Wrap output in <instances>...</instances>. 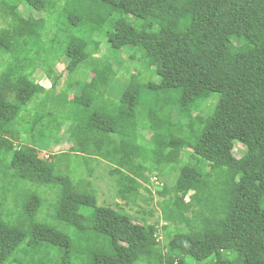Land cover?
<instances>
[{
	"label": "trees",
	"instance_id": "16d2710c",
	"mask_svg": "<svg viewBox=\"0 0 264 264\" xmlns=\"http://www.w3.org/2000/svg\"><path fill=\"white\" fill-rule=\"evenodd\" d=\"M19 2L44 16L52 38L45 43L16 7H3L10 21L0 27V61L8 58L0 73V264H264V0ZM113 13L135 23L110 22ZM109 22L112 31L103 34L109 48H138L158 78L148 86L138 74L130 78L114 109L100 102L116 73L95 58L96 37ZM90 58L93 77L79 83L77 69ZM61 59L78 94L67 88L55 94ZM36 65L51 85L33 118L22 122L37 98L28 74ZM210 101L196 119L193 112ZM172 102L175 122L156 123ZM142 114L151 141L137 134ZM62 134L67 153L43 158L28 143L57 142ZM236 145L244 148L239 158ZM69 155L80 160L75 178L63 163ZM97 161L109 165L123 206L98 205L91 168ZM161 168L177 176L170 188L153 189L163 231L174 227L159 246L155 225L139 226L124 208L141 199L146 174ZM42 188L54 195L48 209L36 190Z\"/></svg>",
	"mask_w": 264,
	"mask_h": 264
},
{
	"label": "rangeland",
	"instance_id": "374dc122",
	"mask_svg": "<svg viewBox=\"0 0 264 264\" xmlns=\"http://www.w3.org/2000/svg\"><path fill=\"white\" fill-rule=\"evenodd\" d=\"M20 0H0V27H5V25L10 21V19H5L3 16V7L6 6H14L16 7V13L19 17L26 20V24L28 26L29 32H41L42 37L45 43H49V39L52 38L51 31H49V27L45 22V18L42 14L36 16V14L25 4H21ZM52 1V0H51ZM20 3V4H19ZM55 3H58L57 1ZM123 18L126 21L131 23H135L134 20L131 19L129 16H123L119 13H113L109 16V21H113L115 19ZM62 21V20H60ZM110 22L106 23L102 30V35L96 37L97 41L100 42V49L99 52L95 55V58H99L102 60L103 63L109 62L114 72L116 73V79L114 81L113 86L110 88L109 92L105 94L102 101L100 102V106L103 108L114 109L116 107V103L120 93L124 90L129 82L130 78L133 80L135 79L136 75L138 76L139 83L144 86H148L150 83H158V78L154 74V68H149L148 62L144 59L142 52L138 48H122L119 51H114L109 48L103 34L107 31H112L110 26ZM53 23H59V16H54ZM57 25V24H56ZM72 31L78 35L86 37L87 34L84 29L81 31H76L72 29ZM105 31V32H104ZM61 40V37H59ZM8 58L4 57L0 61V73L5 69V65ZM21 60H24V57L21 56ZM92 58L88 59L84 62L80 67L77 69L75 74L76 81L79 83H88L89 80L93 77L90 65L92 64ZM65 61L61 59L56 66L54 67V71L56 74L61 75V79L57 82L55 88V94H59L61 91L65 90L66 88L70 90L71 94H78L80 90L78 87H75L74 80L69 81V78L66 76L64 68H65ZM93 68V67H92ZM28 74L32 79V86L35 88L37 93V98L29 105V108L21 113L20 121L26 122L27 120H31L33 118V107L37 106L39 101L43 98L45 93L50 89V81L47 80L45 71L43 70V66L36 65L32 66ZM147 91V89H145ZM150 92V91H149ZM176 102V100L174 101ZM174 102L171 103L169 110L167 112L166 117L156 119V123L163 124V125H170L175 122L174 118L172 117V113L175 108ZM211 105V101L207 102L205 105L201 107L198 112H193V116L197 119L200 116H205L207 110ZM138 111H141V108H138ZM138 127H137V134H142V136L146 139L151 141L152 134L148 132L149 121L147 118L142 114V116H138ZM62 137L59 138L57 142H44L38 143L36 138H29L28 143L32 147H36L41 154V157L46 158L52 154H59V153H67V149L70 145V142L67 138L66 134H62ZM22 141L26 142L28 137L26 135H22ZM143 140V139H142ZM143 145L147 143L145 141L142 142ZM244 148L240 145H236L234 148V154L237 158L241 156L242 151ZM185 155L183 157V161L186 162L189 158L190 150L185 149L183 150ZM64 164H69V171L73 172L75 178L79 176L81 173V168L78 163L80 160H77L74 155H69V157L64 158ZM64 169V166H62ZM91 168L93 170L92 182L97 191V201L98 205L100 206H107L116 209V204H120L123 206V202L119 200L116 196V189H115V182L114 180L109 177L108 170L109 165L106 162H93L91 163ZM177 176V170H171V168H161L155 173L146 174L148 178V182L143 185V189L141 190V199L136 202V205L131 206L129 208H124L125 211L130 214L131 216L137 218V224L139 226H144L147 223H153L158 231V245L162 246L164 242H167L171 238V232L174 230L173 226L166 225L165 230L163 231L162 225L165 226L160 220L159 211L156 209V203L161 201V198L156 195L153 189L155 187H166L170 188L173 186L175 178ZM34 189V188H33ZM39 192L43 193V197L45 199L44 208L48 209L49 204L53 202V194L49 192L47 189H36ZM147 190V191H146ZM149 193H151L152 202L149 204L146 202V199L149 198ZM14 195L8 194L7 195V206L10 204L11 200H13ZM12 207V206H11ZM10 206L7 207L9 211L11 210ZM45 210V209H44ZM153 215L150 216V213L153 212ZM45 214V211L40 212V216ZM3 216L8 215L6 210L4 211ZM36 245L34 240H31L28 243L29 247H33Z\"/></svg>",
	"mask_w": 264,
	"mask_h": 264
},
{
	"label": "water",
	"instance_id": "95a60500",
	"mask_svg": "<svg viewBox=\"0 0 264 264\" xmlns=\"http://www.w3.org/2000/svg\"><path fill=\"white\" fill-rule=\"evenodd\" d=\"M156 191H161L162 189L160 187H155Z\"/></svg>",
	"mask_w": 264,
	"mask_h": 264
}]
</instances>
